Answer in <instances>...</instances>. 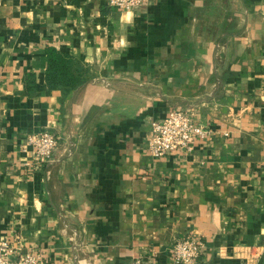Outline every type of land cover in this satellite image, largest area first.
I'll return each instance as SVG.
<instances>
[{
  "label": "crops",
  "instance_id": "crops-1",
  "mask_svg": "<svg viewBox=\"0 0 264 264\" xmlns=\"http://www.w3.org/2000/svg\"><path fill=\"white\" fill-rule=\"evenodd\" d=\"M48 48L87 82L48 89ZM174 110L209 133L155 158ZM188 235L198 264H264V0H0V241L45 264H173Z\"/></svg>",
  "mask_w": 264,
  "mask_h": 264
},
{
  "label": "built area",
  "instance_id": "built-area-1",
  "mask_svg": "<svg viewBox=\"0 0 264 264\" xmlns=\"http://www.w3.org/2000/svg\"><path fill=\"white\" fill-rule=\"evenodd\" d=\"M150 0H109V5L120 11L128 12L149 3ZM209 131L199 124L193 113L174 110L163 120L153 123V136L149 151L155 158H163L175 151H191L195 141L205 138ZM58 136L51 131L33 132L28 136L25 150L37 163L48 162L58 148ZM206 248V242L194 235L179 238L172 247L173 264H198ZM14 255L16 258L11 259ZM0 264H45L41 252L28 251L9 241H0ZM133 264H143L136 260Z\"/></svg>",
  "mask_w": 264,
  "mask_h": 264
},
{
  "label": "trees",
  "instance_id": "trees-1",
  "mask_svg": "<svg viewBox=\"0 0 264 264\" xmlns=\"http://www.w3.org/2000/svg\"><path fill=\"white\" fill-rule=\"evenodd\" d=\"M47 55L46 84L48 89H59L68 94L87 82V70L73 56L55 48H48ZM34 78L30 75L27 82L29 92L35 89Z\"/></svg>",
  "mask_w": 264,
  "mask_h": 264
}]
</instances>
